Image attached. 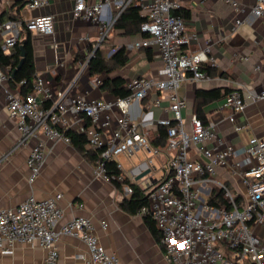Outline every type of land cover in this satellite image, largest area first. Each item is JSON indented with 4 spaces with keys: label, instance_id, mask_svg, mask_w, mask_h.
<instances>
[{
    "label": "built area",
    "instance_id": "obj_1",
    "mask_svg": "<svg viewBox=\"0 0 264 264\" xmlns=\"http://www.w3.org/2000/svg\"><path fill=\"white\" fill-rule=\"evenodd\" d=\"M228 2L238 7L237 2ZM46 3L48 0H29L26 6L37 8ZM110 4L116 7V13L107 17L106 7ZM130 5L141 7L146 16L142 29L149 35L129 47L157 45L164 64V77L134 78L127 83L130 94L114 100L71 96L76 79L57 89L50 79L37 76L26 95L6 89L9 114L22 133L20 143L37 139L27 157L29 182L38 178L46 161V142L40 138L41 133L48 139L69 143L71 138L63 129L85 132L87 146L99 153L95 175L108 181L111 177L106 163L115 160L122 169L118 160L121 154L132 156L146 151L151 167L155 157L164 151L170 152L164 178L146 192L147 201L140 210L154 219L167 263L264 264V137L252 136L247 147L236 149L217 137L215 122L204 123L197 114H192L190 129H187L183 116L187 100L181 87L186 81L209 78L202 69L208 60L209 47L195 54L185 51L194 34L187 29L184 17L176 13L180 8L177 0H100L95 3L76 0L73 15L103 23L104 37ZM252 13L264 21V0H257ZM241 22L237 20V25ZM23 25L31 32L53 35L55 16L31 17ZM0 30L8 33L2 46L9 50L20 35V22H0ZM92 54L88 55L84 67L88 66ZM8 81L0 70V83ZM153 91L166 94L168 109L173 114L171 118L158 119V124L166 128L167 139L163 146L153 144L151 131L141 127L131 113L134 103L149 97ZM257 99L264 100V89L245 93L234 90L225 95L223 107L231 110L227 119L234 123L236 131L243 128L237 114L244 111L250 100ZM154 105H161L159 97ZM108 128H112V132L105 136L104 129ZM213 139H217L213 146L205 144ZM242 154L245 157L232 162L230 169L239 174L243 186L242 191L236 192L228 182L217 178V168L228 166L235 156ZM118 180L124 183L125 175L122 173ZM147 184L142 182L145 187ZM127 192L133 193L131 185L127 186ZM62 196L55 193L38 198L31 194L17 207L0 209V251L12 253L17 243L38 245L46 251L43 264H58V241L62 235H70L86 244L87 255L81 253L78 257L88 264H121L116 254L105 250L90 217H73L59 224L64 218L60 206ZM220 196L224 199L222 202ZM101 226L106 229L108 222L103 220Z\"/></svg>",
    "mask_w": 264,
    "mask_h": 264
},
{
    "label": "crops",
    "instance_id": "obj_2",
    "mask_svg": "<svg viewBox=\"0 0 264 264\" xmlns=\"http://www.w3.org/2000/svg\"><path fill=\"white\" fill-rule=\"evenodd\" d=\"M25 1L29 0H0V14H4L3 18L17 15L20 30L31 17L45 14L55 16L53 35L32 32L37 76L50 79L55 88L65 87L76 79L71 96L114 100L117 96L101 87L105 78L121 76L127 87L129 81L141 76L164 77V64L157 45L148 48L129 47L144 37L141 32L127 33L113 25L107 35L102 37L106 28L103 23L74 17L76 0H48V3L37 8H28ZM98 1L87 0V3ZM177 1L180 9L190 12L189 17L184 19L187 29L194 34L184 48L185 51L195 54L209 47L208 60L203 63L209 78L198 82L186 81L181 87V93L187 100L183 109L187 129H190L192 114H197L196 106L201 104L208 122L216 123L218 138L236 149L247 147L252 136L264 137V100H250L244 111L237 114L238 123L243 125L239 131L227 119L231 110L224 108L223 103L225 95L231 91L245 93L248 90L261 92L264 89V21L252 13L257 0H230L237 2L238 7L231 5L228 0ZM106 12V16L111 17L115 15L116 7L113 4L107 5ZM239 19L242 22L237 25ZM12 20L0 22L5 24ZM7 34V31L0 30L2 45ZM121 46L126 47L129 57L126 65L111 73L96 76L90 75L89 66L84 67L88 55L97 48L109 58ZM11 51L12 48L5 50L7 53ZM8 88L20 93L9 81L0 83V209L17 207L31 194L43 198L62 193L60 206L64 210V218L59 224L73 217H90L105 250L116 254L121 264H168L161 240L150 230L144 214L141 211H126L121 203L131 196L127 192L130 182L145 188L147 192L162 180L171 153L162 152L154 158L151 167L146 151H139L132 156L121 154L118 157L123 167L121 170L130 182L116 183L95 175L97 159L89 160L71 142L54 141L41 133L40 138L46 142V161L41 174L30 183L27 157L37 139L20 143L21 130L8 110ZM213 89H221L222 96L204 104L201 98L203 91ZM227 89L229 92L224 93ZM158 97L161 99L160 106L154 105ZM168 106L166 94L157 91L132 106L133 119L151 131L154 145H160L163 140L160 130L166 131L164 126L158 124V119L173 116ZM111 132L112 128L104 129L105 136ZM216 142L217 139H213L205 144L213 146ZM86 147L96 151L89 148L87 143ZM121 156L129 160L136 156L137 159L125 167ZM244 157L245 154L235 156L228 166L217 168V178L228 182L236 192L242 191L243 186L239 174L230 169L232 162ZM147 169L149 172L146 175L136 179ZM143 181L148 182L147 187L142 185ZM103 220L108 222L106 229L101 226ZM58 251V264H88L78 257L81 253L87 255V246L78 237L62 235L58 241ZM45 256V249L38 245L17 243L12 253L0 251V264H43Z\"/></svg>",
    "mask_w": 264,
    "mask_h": 264
},
{
    "label": "trees",
    "instance_id": "obj_3",
    "mask_svg": "<svg viewBox=\"0 0 264 264\" xmlns=\"http://www.w3.org/2000/svg\"><path fill=\"white\" fill-rule=\"evenodd\" d=\"M26 3V1H25ZM23 3V5L25 4ZM141 7L138 5H130L128 6L118 17L116 20L114 27L123 29L127 33L141 32L143 36H148L149 33L143 31L142 23L145 21L146 16L141 12ZM177 14L182 17H189L190 12L188 10L178 9L176 11ZM4 14H0V21H5L7 19L18 20L19 17L17 15H10L7 18H3ZM24 41V49L25 56L23 57V63L17 69L14 76H12L13 71L18 67L21 59H22V51L20 45ZM129 60L128 54L126 52V47L121 46L117 48L114 54L106 58L104 52L97 48L92 54L88 66L89 72L91 76H96L102 73H111L116 68L122 67L127 64ZM0 68L3 70L2 72L9 78L10 84L17 88L21 94L26 95L33 88L34 80L37 77L36 66L34 61V52L32 46V32L27 29L25 25L20 31V35L16 40V43L12 47V51L10 53L5 52L2 47V43L0 41ZM208 74V71L205 67H202ZM101 87L104 90H107L114 94L117 97H126L130 94V90L125 86V79L121 76L114 78H105L101 82ZM229 92L227 89L224 93ZM221 89H213L203 91L202 102L204 104L208 103L211 100L218 99L222 96ZM196 113L203 119L204 123H207L208 120L203 114V110L201 104L196 106ZM88 124V121H87ZM64 134L68 135L71 138V143L73 146L80 151L85 157L89 160L93 161L98 158V151L89 150L86 147L87 136L85 132H79L72 128H66L62 130ZM160 136L163 139L160 145H165L167 135L166 131L161 129ZM107 172L111 177V181L116 183H121L118 180V176H120L123 171L117 167V163L115 160H110L106 163ZM125 182H130L126 177ZM133 187V193L130 197H127L122 203L121 206L126 211L131 213H138L141 207L147 201L146 189L137 185L136 183L130 182ZM221 195V194H218ZM224 199L220 196L219 201L222 202ZM145 220L152 231V233L156 236V238L160 241L161 236L159 229L157 228L154 219L149 214H144Z\"/></svg>",
    "mask_w": 264,
    "mask_h": 264
},
{
    "label": "water",
    "instance_id": "obj_4",
    "mask_svg": "<svg viewBox=\"0 0 264 264\" xmlns=\"http://www.w3.org/2000/svg\"><path fill=\"white\" fill-rule=\"evenodd\" d=\"M20 48H21V51H22V53H21V55H22V59H21L19 65H18V67L13 71L12 76L15 75L17 69H18V68L21 66V64L23 63V57L25 56L24 41H22V43H21V45H20ZM148 172H149V169H147L146 171H144V172H142L141 174H139V175L136 177V179H139V178L143 177V176L146 175Z\"/></svg>",
    "mask_w": 264,
    "mask_h": 264
},
{
    "label": "rangeland",
    "instance_id": "obj_5",
    "mask_svg": "<svg viewBox=\"0 0 264 264\" xmlns=\"http://www.w3.org/2000/svg\"><path fill=\"white\" fill-rule=\"evenodd\" d=\"M120 159L123 162V164L125 165V167H127L130 161H133V160L135 161L137 158H136V156H134V157H132L131 160H129L126 157L121 156Z\"/></svg>",
    "mask_w": 264,
    "mask_h": 264
}]
</instances>
